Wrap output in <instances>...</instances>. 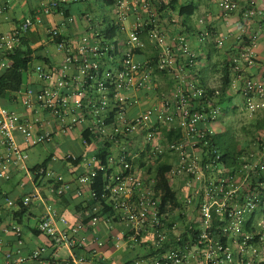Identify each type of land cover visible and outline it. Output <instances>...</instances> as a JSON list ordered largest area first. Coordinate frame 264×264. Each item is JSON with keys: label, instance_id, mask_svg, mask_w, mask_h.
<instances>
[{"label": "built area", "instance_id": "1", "mask_svg": "<svg viewBox=\"0 0 264 264\" xmlns=\"http://www.w3.org/2000/svg\"><path fill=\"white\" fill-rule=\"evenodd\" d=\"M211 1L222 13L240 11L244 21L259 22L245 31L243 44L232 58L229 91H240L249 113L264 109V76L252 71L264 5L255 0H247L246 6L238 0ZM62 2L68 1L50 0L0 35L2 57L30 31L41 32L56 52L52 61H37L27 72L37 82L18 93L23 112L0 102V180L9 179L14 168L26 169L28 153L16 134L28 147L55 148L48 153L50 162L80 159L75 166L68 162L66 171L49 164L29 170L32 187L22 204L41 208L36 228L51 239V252L43 259L44 248L27 253L20 247L9 249L0 264L37 260L46 264H264V138L234 165L221 161L220 151L208 138L218 132L221 106L214 104L218 90L215 95L196 84L191 72L197 56L183 34L171 41L161 31L156 0H116L105 5L111 16L107 21L92 11L71 15L64 22L81 20L84 31L56 41L61 30L48 28L44 21ZM107 25L115 28L113 34ZM142 34L158 51L154 63L134 51L147 45ZM210 36L204 30L199 42ZM223 41L218 38L215 43L221 47ZM9 65L0 59V74ZM156 68L174 82L161 94ZM190 97L205 98L204 104L192 110ZM143 99H148V105L135 110ZM177 128L180 136L167 139L164 131ZM63 142L76 144L80 152L59 150L63 155L57 156ZM169 158L166 176L175 186L180 206L162 211L153 168L156 160ZM98 192L102 200L88 204ZM44 194L54 200L76 199L82 205L77 220L70 223ZM14 202L5 199L7 205ZM253 214L255 219L247 226ZM177 215L185 220L179 233L174 232ZM3 231H12L19 243L20 225L12 221ZM121 247L130 256L118 262L111 252ZM61 248L67 249L66 257L60 256Z\"/></svg>", "mask_w": 264, "mask_h": 264}, {"label": "crops", "instance_id": "2", "mask_svg": "<svg viewBox=\"0 0 264 264\" xmlns=\"http://www.w3.org/2000/svg\"><path fill=\"white\" fill-rule=\"evenodd\" d=\"M49 1L50 0H0V35L10 32L17 25L16 23H19L22 18L31 15L35 10L40 9L44 4L48 3ZM67 1L70 2L79 0ZM192 1L196 5V9L193 14L188 17H184L181 16L178 11H163L162 16H160L159 18L158 25L159 28L166 35L167 39H170L171 41L179 33L183 34L186 37L190 44L191 50L196 54L198 59L195 73L196 75L197 73H202V79L204 80L205 84L207 86H210L213 84V79L211 80V78L212 74H214V67L212 64L215 62L218 63L221 59L226 57L225 55L234 54L241 47L242 44L240 43H242L243 39L242 33L244 28V20L242 19L240 11L235 12V15L233 16L223 14L221 10L217 7V5L211 0H178L181 5H187ZM255 1L260 6L264 5V0ZM238 2L241 6L247 5V0H238ZM79 14L80 12L74 13L73 15L77 16ZM98 17L102 18L101 15ZM169 18L175 19L176 23H169L171 22V19ZM201 18L204 19V23L199 22ZM47 19L53 25L54 23H62L61 25L63 31L68 34V36L82 33L85 28V23L81 20L69 24L65 23L64 21L61 22L58 16H51ZM245 23H250L251 27L259 26V22H257L256 19L248 20ZM260 24L261 35L258 41V45L255 49L257 61L255 68L252 69L253 73L256 76H264V21L260 22ZM204 30H209L211 36L208 37V39L199 42V36ZM218 38H222L224 40L223 45L221 47L217 46L215 43V40ZM40 45L44 47L43 54H46L47 56L51 57V59L55 58V49L53 51L50 49L52 45L51 43L45 42L43 34L42 36L40 35V41H38L37 43H33L32 47H37ZM219 48H221L220 52ZM147 50H152V47L149 44L147 45ZM24 81L25 87L30 85L33 86L34 84H36L37 78L34 75L31 76L30 74L26 73L24 76ZM156 81H158V83H160L161 85H167L169 88L174 86L173 80L169 77V75L166 74H157ZM12 103L13 104L9 103L10 106H8V109L14 107V110H23L22 106L19 104V101H13ZM147 105L148 99H143V101L140 102L138 106H135L134 109H144ZM16 140L22 148L26 149L28 153V158L26 159V169L14 168L12 170L9 180H0V263L3 259L4 253L9 249H15L20 247L23 253H27L36 248H44L45 251L42 258L46 259V257L50 254L52 248V241L49 236L44 233L34 235L31 231L27 229L28 226H25V223L29 226L36 225L35 223L38 220L42 211L41 208L36 205H31L29 207V211L32 216L27 217L28 219H25V223L23 224L24 226H21L22 235L20 237L19 243L17 236L12 231H3V228L12 222V220L9 218V215H7V206L3 195H5L6 198L15 200L17 196H20L23 191H29L32 187L31 176L29 174L31 166L43 161L44 158L48 155V153L55 149L52 147L45 148L46 153L44 157L40 160H34V157L36 156L41 158L39 153L35 149H33L34 146H26V144L23 143V138L20 134H16ZM68 146H76V152L74 150H71V147ZM59 150H69L74 153L80 152L79 147L76 144L70 142H63L61 146L57 148V151ZM57 151L56 153H58ZM163 161H166L168 164H170L169 161H171V159L168 161ZM65 163V160L59 159L57 161L49 162V165L57 171H66L70 167V164L67 162L68 166H66ZM44 196L48 199L54 200V198H51L47 194H44ZM65 197L66 198H59L58 200H54V203L57 206L58 210L69 220L70 223H72L77 220L78 211H74L73 209V206L75 205L74 200L75 202L77 201L76 199L71 198L70 196ZM182 220L183 218L180 215H177L175 217V233H177L178 230L182 227V224L184 223ZM58 225L60 228H63V225L61 223H58ZM99 229L101 228L99 227ZM101 233L105 236L103 230L101 231ZM62 249L63 248L59 250L60 256L66 257L68 251L66 248H64L66 252L63 251L62 253H60ZM111 253L113 255V259L118 262L124 261L130 256V252L124 247L116 249L115 251L112 250ZM24 264L46 263L43 260H37L28 261Z\"/></svg>", "mask_w": 264, "mask_h": 264}, {"label": "trees", "instance_id": "3", "mask_svg": "<svg viewBox=\"0 0 264 264\" xmlns=\"http://www.w3.org/2000/svg\"><path fill=\"white\" fill-rule=\"evenodd\" d=\"M93 0H79V1H70V2H62L59 3L57 6V11L52 13V15H49L48 17L51 16H58L60 18V21L63 22L67 17H70L71 15H73L74 13H82L87 12V11H92L94 12V8H92V2ZM116 0H109L107 2H96V4L100 5L102 4L105 8V5H111L114 4ZM153 1L154 0H150ZM157 5H155V7L157 8V12H160L157 17H156V21L158 23L160 16H162V12L163 11H178L180 13L181 16L184 17H188L191 14L194 13L195 9H196V5L195 3L192 1L187 5H181L178 0H169L168 2H165L164 0H160V4H159V0H156ZM81 3V7L80 6ZM83 3V4H82ZM83 9V10H82ZM225 14V13H223ZM99 15H104V11L102 12V14L98 13ZM105 16V15H104ZM47 17V18H48ZM46 18V20L44 21L47 24V27L49 28H54V29H59L61 30V34L60 36H58L57 38H55L56 41H59L63 38L68 37V34H66L63 31L62 28V23H54L51 24L48 19ZM105 19L107 21V18L105 16ZM169 23L173 24L176 23L172 20V18ZM247 21H244V28H243V33L242 36L243 38H245L246 36V30H248L249 28H251V24L250 23H245ZM18 24V23H16ZM249 25V26H248ZM247 26V27H246ZM107 28L109 29V34H113L115 32V28H109V26L107 25ZM162 31V30H161ZM163 32V31H162ZM164 33V32H163ZM40 35L42 36L41 32L38 31H34V32H27L26 34H24L21 39H20V43L13 48L12 51H10L7 54H2L3 57L0 54V59H4L6 61H8L10 63V65L0 74V102L4 105L7 106V108H9L8 106L9 103L13 104V101H18L19 100V92L25 89V81H24V76L27 72H30L33 68L34 62L35 61H46V62H50L52 61L51 57L47 56L46 54H43V49L44 47L42 45L37 46V47H32L33 43H37L38 41H40ZM142 39L145 41V43L148 45L149 42L146 38L145 34H142ZM243 44V43H240ZM147 45L146 47L143 48H136L134 51L138 54H142L144 55L146 58L151 59L153 61V63L155 62L156 59V54L158 51H156L151 45L152 50H147ZM221 48H219V52H220ZM238 51V50H237ZM226 53V52H225ZM236 53V52H235ZM234 54H228L225 55L226 57H224L223 59H221L218 63H213V73H217V71H219L220 74V80L218 82V84L215 87H211V86H207L204 82L203 78V74L202 73H197L196 75V68L194 71H192L191 76L194 78L196 84L203 88L204 90H206L209 93H213L215 94V90H218V94L216 95V102L214 104H218L221 106V112H224L222 105H224L225 103H228L230 101L231 97H239L241 98L243 101V97L240 95V91L238 93H231L229 91V83L231 82L232 76L234 75V71L232 70V66H233V56ZM257 61V58L256 60ZM196 62H198V59L196 57ZM255 68V67H254ZM156 73L163 75L166 74L168 75L166 72L163 71H159L156 68ZM191 99V103H192V107L191 109L196 110L199 109L203 104H204V99L202 97H195ZM214 102V101H213ZM240 107V103H236V104H232L231 106H229V108H227V110H230V113L232 115H234L236 113V111L239 109ZM10 110H14V107H11ZM220 113V114H223ZM257 126L262 128V132H264V121L261 122H257ZM231 133V138L230 141H227V139H225V135H226V131L223 130L221 132H217L215 134L209 135V141L220 151L221 153V161L223 163H225L227 166H232L234 165L237 160L242 156V154L247 153L246 148H241V149H237V147L234 145L233 143V134L231 131H229ZM181 130L179 128L174 129L172 131H164L165 136L167 137V139L169 140H173L175 138H178L180 136ZM258 141H260L258 139ZM104 153H106V151H103L102 156L104 155ZM79 158L72 160V159H66L65 162H70L72 164V166H75L76 164L79 163ZM50 162V156L47 155L43 161H41L40 163H37L33 166H31L30 171L33 172V170H35L38 167L41 166H47ZM140 164H144V162H140ZM170 164H168L166 161L163 160H156L155 165H154V175L156 178V190L159 194V196H161V210L162 211H173L177 208H179L180 204H179V199H178V194L177 191L175 189V186H171V184L169 183V180L166 176V173L168 172V170L170 169ZM37 177L35 176V179ZM10 179V178H9ZM7 179V180H9ZM4 180V181H7ZM96 189H98L97 185L95 186ZM30 191V190H29ZM28 190L23 191L20 196H17V198L14 200V204L12 205H7V215H9V218L17 223L18 225L22 226L25 222V219H28L27 217L32 216L30 211H29V207L27 205H23L22 204V198L24 197V195H26L28 192ZM101 193L99 194V192L97 193V199H91L89 200L87 203L88 204H92L94 202H96L98 199H101ZM4 199H6V196L3 195ZM61 198H66L65 196L61 197ZM75 205L73 206L74 211H80L82 209V205L75 202ZM256 215H252L248 221L247 226L253 222V220L255 219ZM37 223V221H36ZM35 223V224H36ZM73 223V222H72ZM8 226V225H7ZM24 226V225H23ZM25 226L27 227V229L29 231H31L34 235H38L40 233H42L38 228H36L35 226H29L25 223ZM152 254V252L150 253ZM149 254V255H150Z\"/></svg>", "mask_w": 264, "mask_h": 264}, {"label": "rangeland", "instance_id": "4", "mask_svg": "<svg viewBox=\"0 0 264 264\" xmlns=\"http://www.w3.org/2000/svg\"><path fill=\"white\" fill-rule=\"evenodd\" d=\"M95 1L99 2L97 0H93L91 5L93 6L94 11L99 14H102V12L104 11V15L110 19L111 16L109 10L106 7L102 8L104 6L102 4L100 5L96 4ZM226 15L233 16L235 15V12H230L227 13ZM50 49L53 51L55 47L52 45ZM36 62L37 61L34 62V65L36 64ZM220 77L221 76L219 74V71H217V73L212 74L211 80L213 79V84H212L213 86H216L218 84ZM156 83L158 84L159 87L158 89L159 94L169 89L167 85H161L160 83H158V81H156ZM236 103H240V107L236 111V113L232 115L230 113V110H227V108H229V106H231L232 104H236ZM222 108L226 113L220 112L223 114H220L218 117L219 121L217 122L218 123L217 131L221 132L225 130L226 131L225 139H227V141H230L231 133L229 131H231L233 134V143L237 147V149H241L245 147L247 152L253 150L256 147V145L259 143L258 139L261 140L262 138H264V132H262V128L260 126L259 127L257 126V122L264 121V109H260L254 113H249L247 110H245L243 100L239 97L237 98L231 97L228 103L222 105ZM48 146L49 145L33 147V149H35L41 156V158L38 156L34 157V160L42 159L46 153L45 147L47 148ZM75 147H71V150H74L76 152L77 147L76 148ZM56 155L62 156L63 153L58 152L56 153ZM65 164L66 166H68L67 162ZM182 221L185 223L184 219ZM184 223L180 228L181 230L184 229ZM180 229L178 230L177 233L181 231ZM63 251L66 252V250L63 248L60 251V253H62Z\"/></svg>", "mask_w": 264, "mask_h": 264}]
</instances>
